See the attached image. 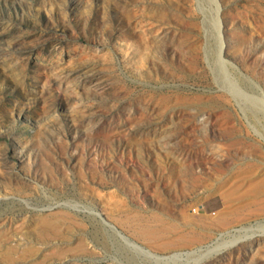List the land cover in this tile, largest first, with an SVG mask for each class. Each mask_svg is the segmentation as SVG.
Instances as JSON below:
<instances>
[{
	"label": "rangeland",
	"instance_id": "obj_1",
	"mask_svg": "<svg viewBox=\"0 0 264 264\" xmlns=\"http://www.w3.org/2000/svg\"><path fill=\"white\" fill-rule=\"evenodd\" d=\"M0 264H264V0H0Z\"/></svg>",
	"mask_w": 264,
	"mask_h": 264
}]
</instances>
